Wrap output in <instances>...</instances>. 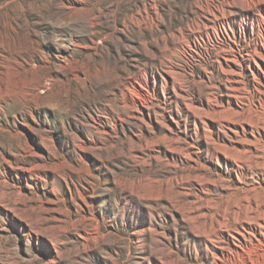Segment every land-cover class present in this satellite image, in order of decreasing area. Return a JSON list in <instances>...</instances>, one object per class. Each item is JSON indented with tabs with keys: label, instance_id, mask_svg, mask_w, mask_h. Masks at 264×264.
Segmentation results:
<instances>
[{
	"label": "rangeland",
	"instance_id": "1",
	"mask_svg": "<svg viewBox=\"0 0 264 264\" xmlns=\"http://www.w3.org/2000/svg\"><path fill=\"white\" fill-rule=\"evenodd\" d=\"M226 1L0 0V264H209L204 235L263 212L260 94L229 89L243 50L212 34Z\"/></svg>",
	"mask_w": 264,
	"mask_h": 264
},
{
	"label": "bare ground",
	"instance_id": "2",
	"mask_svg": "<svg viewBox=\"0 0 264 264\" xmlns=\"http://www.w3.org/2000/svg\"><path fill=\"white\" fill-rule=\"evenodd\" d=\"M230 6H236L240 11L237 10L233 13L232 10L230 11L226 8ZM216 20L217 25L212 28V34L224 42L229 39L230 35L235 37L236 46L243 50V53L239 54L240 60L236 61L238 64L237 68L229 66L230 62L235 61V58L237 59V55H231L229 53L222 55V68L231 76L233 82L229 89L235 92L239 88L241 77L246 76L251 90L254 93L260 94L258 96L257 107L264 108V98L261 96V94H264V0H227L221 6V13L217 14ZM206 35L207 37L212 36L211 32L208 31ZM191 37L192 42L190 43H194V34H191ZM0 69V77L5 76L7 87H9L11 78L6 71L9 69V66H6L0 60ZM1 87L2 83L0 81ZM232 98H229L228 101L231 102ZM232 131L235 132L236 130ZM35 175L34 177H28L29 175L23 176V184H36V181L41 180L38 172ZM240 208L237 214L241 213ZM245 208L244 214L247 211ZM247 216L248 214L243 218L239 216L241 218L239 221L240 229H237L234 233H230L229 235H204V247L210 255L208 253H202V256L204 259L210 257L209 264H225L226 262L229 264H238L236 258H241L243 264H264V251H261V253H252L253 250L251 252L249 250L253 247L254 249H258V247L264 244V210L259 214ZM219 228L215 226L212 232L221 234ZM32 239L37 246L42 245L46 253L47 262L51 263L58 259V254L53 244L48 243L40 235H34Z\"/></svg>",
	"mask_w": 264,
	"mask_h": 264
}]
</instances>
